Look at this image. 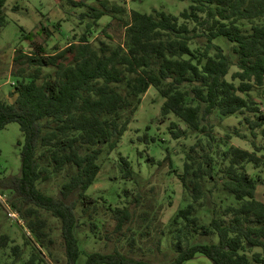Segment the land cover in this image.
I'll return each mask as SVG.
<instances>
[{"label": "trees", "instance_id": "1", "mask_svg": "<svg viewBox=\"0 0 264 264\" xmlns=\"http://www.w3.org/2000/svg\"><path fill=\"white\" fill-rule=\"evenodd\" d=\"M6 1L0 0V30ZM55 1L61 9H80L84 31L52 54L33 40L29 52L15 51V98L0 100V131L16 123L23 136L20 172L0 179V190L41 246H32L25 264H78L79 229L98 239L102 220L87 191L101 170V155L118 147L150 87L163 100L162 120H176L167 128L171 138L200 137L184 151L181 173L173 171L186 206L164 229L152 231V217L136 212L140 195L122 208L108 205L115 226L105 239L125 240L129 251L142 254L114 248L89 254L83 264H185L198 255L213 264H264V202L255 194L263 182L252 175L264 170V145L256 142L264 140V113L251 97L264 86V0H190L178 16L128 11L125 0ZM103 17L109 18L105 24ZM116 26L121 42L110 41ZM40 32L44 41L52 36L46 27ZM94 33L103 38L91 39ZM230 117L236 126L224 123ZM233 138L251 150L233 145ZM117 161L120 178L135 182L130 161L121 155ZM162 162L172 164L168 152L155 163L147 155L150 165ZM136 220L151 233L136 237ZM23 240V247L31 246L26 235ZM9 242L0 235V248ZM9 250L13 262L22 259L19 245Z\"/></svg>", "mask_w": 264, "mask_h": 264}, {"label": "rangeland", "instance_id": "2", "mask_svg": "<svg viewBox=\"0 0 264 264\" xmlns=\"http://www.w3.org/2000/svg\"><path fill=\"white\" fill-rule=\"evenodd\" d=\"M114 1L122 2V0ZM189 4L190 0H125L128 11L150 14L152 10H162L174 16H178L187 9ZM15 6L18 9L13 11ZM5 12L7 21L0 30V100L12 103L15 97L12 95L13 78L10 76V70L15 51L29 52V41L33 40L44 46L46 54H52L55 52L54 47L62 49L68 43L77 41L84 31V25L78 24L80 9L67 6L61 9L55 0H7ZM108 19V17H103L100 22L105 24L104 21ZM57 23L59 26L56 25ZM113 23V26L116 25L115 22ZM41 26L48 28L52 35L45 41V37L40 32ZM93 38L98 40L103 37L99 33H94L91 39ZM120 40H122V30L116 26V31L113 32V38L110 41L121 42ZM217 42L227 53L230 52V46L222 43L224 42L223 38H219ZM234 70V68L231 69V71ZM227 78L229 79V76ZM251 97L264 113V86L254 88ZM162 103L163 100L156 90L150 87L141 97L140 104L118 147L109 154L103 152L101 155V170L87 194L97 201L98 217L103 223L100 222V228L96 231L98 239H93L87 232V228L85 230L79 229V233H77L80 240L78 264H83L86 257L93 252L110 253L114 248L122 249L123 253H129L135 257L142 254L140 250L138 253L129 251L125 240L121 241L120 244L115 243V239L112 241L105 239V235L114 233L115 226L111 214L105 211L108 205L112 208H122L127 206L134 197L140 195V203L136 212L137 214L148 213V217H152L148 222L152 231H158L161 227L164 229L175 213L186 206L182 186L176 175L182 171L184 151L200 137L189 135L184 139L173 140L168 134L167 128L170 121L176 120L173 117L162 120L159 113ZM237 121L235 117H230L226 118L224 123L234 127ZM179 124L184 128L182 123ZM223 134L222 131L218 132L220 137H223ZM256 142L264 145L263 139H257ZM231 143L243 149L251 150L249 143L245 141L233 138ZM22 144L23 136L16 123H10L0 131V179L19 174ZM166 152H168L172 162L170 166L165 162L157 166L146 163L147 155L152 156L155 163L156 160L162 161ZM119 155L127 158L132 164L137 173L135 182L123 181L120 178L117 165ZM173 171H176L177 174ZM249 171L252 172L250 168ZM252 173V175H259L262 179V185L258 186V198L264 199V170L260 169ZM51 185L56 186L54 181ZM7 197L8 192L0 190V235H7L10 239L6 248H0V264H25L32 246L36 249H41V246L24 228L22 221L17 223L16 220L7 217V208H9L6 201ZM131 205L132 208L136 207L134 204ZM50 222L52 223V221ZM133 228L137 234L136 237L141 231L151 233L150 228L146 230L145 223L140 220H136L131 225V229ZM24 235L30 239L31 246L23 247ZM13 245H19L22 248V259L17 262H13L9 250ZM137 246L139 247L138 244ZM46 263L51 264L48 260ZM186 264L213 263L200 256Z\"/></svg>", "mask_w": 264, "mask_h": 264}, {"label": "built area", "instance_id": "3", "mask_svg": "<svg viewBox=\"0 0 264 264\" xmlns=\"http://www.w3.org/2000/svg\"><path fill=\"white\" fill-rule=\"evenodd\" d=\"M9 208H10V207H9ZM9 208H7V217L10 218V219L16 220L17 223H18L20 220L18 219L17 214H16L15 212H13V211L11 210V208H10V209H9Z\"/></svg>", "mask_w": 264, "mask_h": 264}, {"label": "crops", "instance_id": "4", "mask_svg": "<svg viewBox=\"0 0 264 264\" xmlns=\"http://www.w3.org/2000/svg\"><path fill=\"white\" fill-rule=\"evenodd\" d=\"M256 198L259 200V201H261V202H264V199H262V198H258V187L256 188ZM198 257H200L199 255L198 256H196L195 258H198ZM187 263V262H186ZM185 263V264H186Z\"/></svg>", "mask_w": 264, "mask_h": 264}]
</instances>
